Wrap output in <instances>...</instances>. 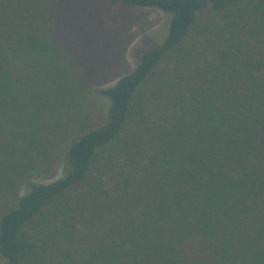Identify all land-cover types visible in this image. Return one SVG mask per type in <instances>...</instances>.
Here are the masks:
<instances>
[{
    "label": "trees",
    "instance_id": "16d2710c",
    "mask_svg": "<svg viewBox=\"0 0 264 264\" xmlns=\"http://www.w3.org/2000/svg\"><path fill=\"white\" fill-rule=\"evenodd\" d=\"M0 264H264V0H0Z\"/></svg>",
    "mask_w": 264,
    "mask_h": 264
},
{
    "label": "rangeland",
    "instance_id": "374dc122",
    "mask_svg": "<svg viewBox=\"0 0 264 264\" xmlns=\"http://www.w3.org/2000/svg\"><path fill=\"white\" fill-rule=\"evenodd\" d=\"M149 14L152 24L151 28L142 33L137 32L136 37L127 50L126 59L129 69L135 68L143 52L154 49L161 44L160 36L167 23L169 25L171 19V14L158 10H151Z\"/></svg>",
    "mask_w": 264,
    "mask_h": 264
}]
</instances>
